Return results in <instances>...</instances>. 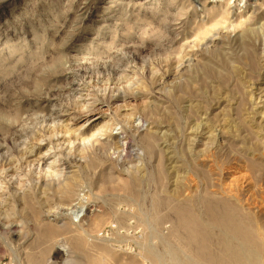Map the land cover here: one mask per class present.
<instances>
[{
    "label": "rangeland",
    "instance_id": "obj_1",
    "mask_svg": "<svg viewBox=\"0 0 264 264\" xmlns=\"http://www.w3.org/2000/svg\"><path fill=\"white\" fill-rule=\"evenodd\" d=\"M248 3L0 0V264H89L95 255L76 236L105 245L123 264H159L146 253L151 246L180 264L169 262L165 243L183 248L184 258L174 208L191 203L204 215L209 191L244 207L264 238V0ZM239 16L250 19L240 24ZM201 22L224 34L214 52ZM83 124L80 137L67 136ZM50 146L62 162L55 181L80 172L81 227L62 228L71 221L65 206L78 196L48 190L33 212L21 198L26 186L7 173L47 169L52 159L29 167L26 155ZM133 179L137 191L128 189ZM49 225L61 229L42 239Z\"/></svg>",
    "mask_w": 264,
    "mask_h": 264
},
{
    "label": "bare ground",
    "instance_id": "obj_2",
    "mask_svg": "<svg viewBox=\"0 0 264 264\" xmlns=\"http://www.w3.org/2000/svg\"><path fill=\"white\" fill-rule=\"evenodd\" d=\"M236 1H238V4L244 3L246 5V8L251 6V4L248 3L249 0H236ZM211 2L218 4V5H215L218 8H223L222 6H224V4H226V6H230L231 5L230 3H232L233 0H211ZM252 3H253V1H252ZM215 6H213V8ZM238 19H239L240 24H245V23H248L250 18L245 17V19L243 20L242 16H239ZM200 27L202 28V29L200 28V30H202V34L205 37V38L203 37V39H205L204 42L208 45H211L209 47L208 51L214 52L215 50H213V45L218 44L220 42L219 39L222 36H224V34H221V32H215L214 30H213L214 33L212 32L213 33L212 34L211 33L212 29L207 28L205 26V24H203V23L200 25ZM130 74H131V71H130ZM145 84L146 83L142 80H139V82H138V85L140 87L145 86ZM93 112H95V111H93ZM89 113L91 114V112H89ZM89 113H87V114H89ZM102 118H103V115H99L98 117H95V119L93 120V123H91L90 126L97 124L99 121H101ZM85 126H86V124L81 125V127L78 129V131H72V130H70V128H68V131L66 132V130H65V132L67 133V136L69 138H71L75 134L77 136H79L84 132ZM107 127H108V124H105L104 126H101V128L97 132H101V131H103V129H106ZM62 128H60L59 132L65 133V132H63L64 129L62 130ZM42 140H43V138H42ZM64 141H65V139H64ZM55 142L56 141H54V143ZM65 142L63 144H65ZM38 147L41 148V145H38ZM54 148L55 147H52V146L47 147V149L44 150V152H42V150L31 149V151L26 155V159L28 160L27 163L29 164V167L31 165H36V163L39 164L41 160H44L47 158L52 159L51 163L49 165H47L48 166L47 169H39V170L29 169V171H26V170L22 171L20 169H17L16 168L17 166H16V167H12V170L7 172V173L12 178L17 177V180L15 182H13L12 184L17 183L18 189H21L22 186H26L27 189L23 194H21V198L23 201V205L25 204V206H29V208L32 209L33 212L36 211V210H34L35 209V205H34L35 199L39 198L40 193L46 194L48 190L56 191L60 195L62 200L72 201L75 197L78 196V199H76L77 201L74 200L75 203L72 206L71 205H70V207L65 206L67 212L62 214V215H66V217L71 219V221L69 223H66L62 228L63 229H70L73 225L80 226V223L82 221V217L79 216V213L87 211V209H86L87 205L84 204L85 203L84 201H85V199H87V197L82 193V191H80L81 194L80 193L78 194V190H79L78 187H79L80 179H81L80 174H79L80 172L75 170V171H72L63 180H58V182L54 180V178L57 177L59 174V171L57 169V166H58L57 164L59 163V161L61 162L60 158H58V156H57L58 155V153H57L58 149L56 151V150H54ZM63 153H65V152H63ZM73 158H75V157H73ZM79 161H80V159H79ZM44 162L46 163L45 160H44ZM11 165H13V164H11ZM11 165H8V166L11 167ZM78 170H79V168H78ZM33 175L37 176L38 182H37L36 178L35 179H34V177H33V179L31 178ZM48 178H50V180ZM235 178L238 179L237 177H235ZM43 179H45V180L43 181ZM235 182H237V181H235ZM4 183H5L4 180L0 179V193H2L4 190V188L2 187ZM83 184H84V180H83ZM128 185H129L128 186L129 190H131V189L136 190V188L139 185V182L137 179H133ZM86 187H87V185H86ZM84 190H85V188H84ZM213 192L214 191H212V192L209 191L208 193H206V195H204L202 197V202H203L204 207H205V214L204 215L197 213L194 210L195 207L191 206L192 205L191 203H190L191 205L189 203H186L183 205L177 204V206L174 208L175 213L177 215V225H176L175 231L179 235L182 234V239H183V242L185 243L184 246L186 248V249L185 248L184 249L187 252L185 253V256L183 254L184 258L181 257L182 253H184V251L181 252V249H183V248L175 249V247H173L174 245L172 246V244L170 243L171 241L167 242L166 241L167 239L164 237L166 239L165 243L169 244V245H167L168 247L165 245V243L163 244L164 246H166L168 248L167 249L165 247L167 252H168L167 253L168 257L170 255V258H168L169 262L170 263L179 262L180 264H262V262L264 263V258H263V256H264V238L257 237V235H256L257 232H255L256 229H254L255 226H253V219L251 218L250 214L244 213V211H245V210L243 211L244 207L242 209L240 207L241 205H238L236 203V201L233 202L230 199H226V198L221 197L220 194H218L219 192L218 193H213ZM136 194H137V192H136ZM229 194H231V193H229ZM137 196H138V194L136 195V197ZM230 196H232V195H230ZM138 201H136V203H138ZM195 201H196V199H195ZM198 202H199V199H198ZM198 202H195V203L197 204ZM203 204H202V206H203ZM64 205L61 204L59 206L61 207ZM137 205L139 206V204H137ZM139 208L140 207H138V209ZM51 210L52 209H50V211ZM38 211H37V214H38ZM57 211H58V208H57L56 212ZM63 211H65V209ZM125 211L126 210H124V212ZM44 212H46V211H44ZM60 212H62V211H60ZM160 213L161 212H159V215H160ZM41 214H42L41 211H39V215H41ZM132 214H134V213H132ZM157 215H158V213H157ZM58 216L59 215H57V214H54V215L51 214V216H49V218L54 217L53 219H56V218H58ZM157 218H153V219H157ZM131 219L132 218H130V220ZM161 220H162V218H161ZM161 220L158 219L157 223H159ZM255 220H257V219L255 218ZM59 223H60V221H59ZM152 223H153V221H152ZM154 223H156L155 220H154ZM157 223H156V225H157ZM254 223L257 224V221ZM115 224H116V222H115ZM159 224L162 225L161 223H159ZM153 226H151V227H153ZM158 227H160V226H158ZM59 229H61V228H59V227L57 228L53 225H49L48 227L42 226V230H41L42 239H46L49 236H53L54 234H56L59 231ZM151 229L153 230V228H151ZM162 231H163V229L161 230V232ZM158 233H159V231H158ZM174 234L175 233H173V235ZM159 237H161V235ZM86 238L87 237L76 236V237H73L72 242H74V244L76 243L80 247H84V250H85L84 252L90 253L91 255H95V257H93V259H91V262H89V264H123V262H126L125 259L123 262L121 260L116 259V255H114L110 251L111 249L109 250L108 247H106L105 245H103L99 242H94V243L92 242L93 244H89L90 242L88 243ZM172 238L174 240V236L171 237L170 239H172ZM99 239H97V240H99ZM175 239H177V238H175ZM97 240H95V241H97ZM107 240L109 241V239H107ZM163 240L164 239H162V241ZM159 242H161V241H159ZM176 243H179V241H176ZM142 244H143V242H142ZM149 246L150 245H148V247ZM152 247L153 246H151L150 250L146 249L147 250L146 253L149 256V258L159 262V264L164 263V262L166 263L167 257L165 258L164 254H163V256L160 254H157L156 252H154L152 250ZM161 247H163V246H161ZM176 247H177V245H176ZM179 247H180V245H179ZM89 248L90 249L93 248V250H89ZM140 248H142V247H140ZM154 248H155V246H154ZM163 250L165 251V249H163ZM126 251H128V250H126ZM141 259H143V258H141ZM122 260H123V258H122ZM145 260H146V258H145ZM126 264H139V263H138V259L136 257H131L127 260Z\"/></svg>",
    "mask_w": 264,
    "mask_h": 264
}]
</instances>
